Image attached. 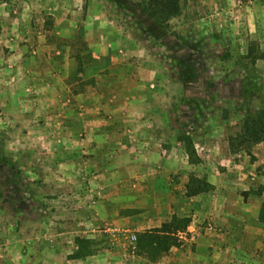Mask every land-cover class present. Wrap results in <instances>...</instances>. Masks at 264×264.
<instances>
[{"label":"rangeland","instance_id":"1","mask_svg":"<svg viewBox=\"0 0 264 264\" xmlns=\"http://www.w3.org/2000/svg\"><path fill=\"white\" fill-rule=\"evenodd\" d=\"M221 2L186 0L166 27L140 0L0 2V264L23 263L6 234V208H25L37 218L30 229L49 232L26 236L24 254L27 246L71 248L79 238L88 253L125 252L133 262L139 233L170 220L166 204L146 197L152 188L184 196L191 175H208L202 167L230 171L214 152L230 159L228 140L243 116L264 107V62L253 65L248 55L250 47L253 56L264 54L249 30L255 24L264 32V0ZM182 131L204 161L179 170ZM117 149L125 153L119 176L97 163ZM146 149L173 150L181 161L154 175L142 168ZM93 151L99 158L91 159ZM244 152L250 161L258 155L255 167L264 173V142ZM108 225L119 232H105Z\"/></svg>","mask_w":264,"mask_h":264},{"label":"crops","instance_id":"2","mask_svg":"<svg viewBox=\"0 0 264 264\" xmlns=\"http://www.w3.org/2000/svg\"><path fill=\"white\" fill-rule=\"evenodd\" d=\"M221 3L226 7L225 0H222ZM249 30L250 37L258 39L264 46V32L255 24H250ZM259 60L264 62V56L257 59V61ZM120 130L119 127L118 131ZM113 137L114 135H111L110 140H113ZM148 150L146 149V152L144 151L142 154L144 163L142 168L154 175L171 173L172 167L179 165L181 161L178 160V156L175 155L173 150L160 149L151 154L147 152ZM92 153H96V156L91 159L99 158L98 152L93 151ZM214 153L215 156L212 159L218 160L217 163L220 165H226L230 171L223 174L224 170L222 169L223 173L215 170L214 173L210 168L208 172L205 166L202 167V171L208 174L205 177L212 184L211 190L187 197L186 190L184 196H181L180 193L165 190V185L159 184L152 188L155 193L149 195L146 192L148 194L146 197L153 196V199L159 200L158 203L162 201L168 206V212L171 214L167 217L168 220L176 214L190 217L191 222L187 227V231L195 234L194 241L183 237L185 240L181 245L171 247L159 261L151 262L146 257L137 254L135 261L131 262L132 260H129L130 256H127V253L123 252L121 255H116L108 250H104L103 253L96 251V253L86 254L80 258H70L69 255L78 250V245L74 240L71 248H65L59 243L55 245L48 244L43 248L40 246L39 249L34 246L30 249L27 246L28 251L24 254L25 250L21 245H27L24 240L26 236L30 233L37 236L49 233L47 229L39 228L37 231L30 229L31 222L37 220V218L33 217L32 213L26 211L25 208L18 211L11 207L6 208L5 219L8 221L6 234L12 242L18 243L19 248L22 249V264H66L68 262L73 264H264V189L261 188L264 186V177L260 175L264 173L260 172L258 167H255V163L259 161L258 155L253 153L257 159L254 157V160L250 161V156L245 152L244 154L241 153V151L233 153L229 151L228 156L231 157L230 159H227L226 155L220 156L221 154ZM197 154L201 158L200 163H189L185 153L186 160H182L184 165L179 166L177 169L183 170L185 164L189 166V169H191V166L202 164L204 158L198 151ZM210 155L212 156V154ZM124 156L125 153L121 149L114 150L112 153L104 151L97 163H100V166L102 165L103 170H115L114 172L119 176L124 170V161L122 160ZM241 156H243V160ZM132 157L135 156L132 155ZM232 157H234V160ZM236 157H238L237 160ZM149 158H152L151 161L148 160ZM224 158H226V162L223 164ZM134 161H136L135 158ZM132 167L136 168L135 164ZM122 182L124 180H117L116 187L122 188ZM12 184L11 182L7 187V193ZM138 184L142 189H149L145 183L138 182ZM101 187L104 188L105 185ZM181 187L179 185L176 189ZM48 188L51 189L52 187L49 186ZM13 199L14 197H10L9 201L12 202ZM48 200L45 198V203ZM162 219L163 217L159 218L160 221L154 228L163 221ZM13 222L15 224L12 229ZM17 227L19 230H17ZM147 228L148 230L152 229L150 226ZM181 232L178 233L182 234ZM13 249L10 245L6 247V250L10 252ZM123 257H126V259Z\"/></svg>","mask_w":264,"mask_h":264},{"label":"trees","instance_id":"3","mask_svg":"<svg viewBox=\"0 0 264 264\" xmlns=\"http://www.w3.org/2000/svg\"><path fill=\"white\" fill-rule=\"evenodd\" d=\"M5 0H0V2ZM186 0H140V6L146 15L154 20L160 27H166L173 18L181 16ZM253 48L248 49L251 63L255 65L257 59L263 58L264 54L259 53L253 56ZM183 145V149L191 164L201 162L197 154L193 136L185 131L178 132L177 139ZM229 147L233 152L249 150L256 144L264 142V107L251 114H245L240 122L239 131L229 138ZM264 189V186L261 187ZM212 189L205 176L197 177L191 175L186 186V196L192 197L207 192ZM191 222L190 217H180L173 215L172 218L164 222L161 226L140 232L136 242L137 254L146 257L151 262L158 261L173 246H180L176 234L186 231ZM78 250L70 255V258L84 257L86 254L83 240L77 238Z\"/></svg>","mask_w":264,"mask_h":264},{"label":"built area","instance_id":"4","mask_svg":"<svg viewBox=\"0 0 264 264\" xmlns=\"http://www.w3.org/2000/svg\"><path fill=\"white\" fill-rule=\"evenodd\" d=\"M104 231H105V232H109V233H111V234H113V235H115L116 233L119 232V230H118L115 226H110V225H108V226L104 229ZM181 235H182V236H185L186 239H187V237H188V239H190V240H192V241L195 240V234H194L193 232H191V231H189V234L184 232V233H182ZM129 241H130L131 244H134V242L136 241V236H135V234H130V235H129Z\"/></svg>","mask_w":264,"mask_h":264}]
</instances>
